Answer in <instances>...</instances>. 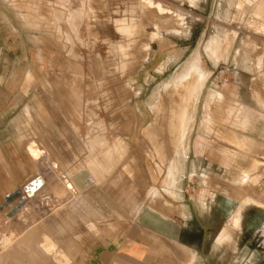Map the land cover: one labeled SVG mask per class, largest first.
<instances>
[{
	"label": "rangeland",
	"instance_id": "obj_1",
	"mask_svg": "<svg viewBox=\"0 0 264 264\" xmlns=\"http://www.w3.org/2000/svg\"><path fill=\"white\" fill-rule=\"evenodd\" d=\"M158 1L172 9L180 8L183 15L175 18L172 15L158 16L154 12H146L138 0H67L65 11L74 14L80 35L88 44L84 47L68 40V35L71 39L74 38L69 17H61L59 8L62 7L57 0H0V37L10 39L8 45H14L11 50L14 57L22 52L15 50L20 45L17 40L20 35L15 34L16 26H20L22 21L18 17L20 10H33L37 16L34 18L35 27H54L64 38L68 49L60 51V58L64 57L67 64L49 67L48 97L44 94L39 98L35 97L34 101L40 105L64 104L73 111L69 115L71 131H67L66 137L63 136L62 139V135L56 130V134L59 133L55 139L58 144L43 145L42 148L37 146L44 153L41 169L23 187V192L19 190L22 195L19 193L16 200L8 202L10 206L20 203L25 206L21 217H27V222L8 220L4 211L0 210V246L4 245V238L9 235L11 241L8 242L15 251L16 259L29 262L26 250L33 247L31 242H22L24 237H20L21 233H29L33 229L35 249L36 240L46 232V225L49 223L55 222L51 231L55 237L58 236L56 223L61 224L63 217L71 221L70 228L73 227L65 230V236L69 239L62 241L70 256L69 264H85L86 255L92 248L101 249L111 242L117 248H125L134 242V234L141 229L136 218L144 204L157 206L166 200L174 201L180 198V190L185 192L186 189L189 193L196 191L197 202L198 192L203 188L207 195V208L203 210L196 204V229L199 226L198 232L196 231V264H264V243L257 239L255 231L259 218L264 217L262 205H257L249 212L242 230H232V240L222 245L216 244L219 234L229 223L231 214L238 205V198L230 193L232 176L222 164L223 154L229 147L225 138L229 126L223 123L221 117L224 114L223 108L229 103L230 125L235 127L236 110L242 104L240 102L248 99L254 101L251 95H254L253 90L258 81H249L252 76L248 75L246 61H254L263 52L257 49L262 42L260 35L264 34V24L260 22L263 18L252 17L244 34L237 37L238 31L232 29L231 25L218 22L214 16L210 17L209 2L199 10H194L192 6L198 7L200 0L195 3L190 0ZM252 2L253 0H242L238 7L250 5L247 9L252 16L257 11L258 16L262 15L264 6L259 11L257 3ZM120 22L128 24V31H124L127 29L125 26L121 27ZM191 27L194 29L192 37ZM119 28L123 30L118 31ZM204 28L207 31L201 45L196 43V49H193L191 44L194 37L197 40ZM249 29L250 32L247 31ZM164 31L169 33L171 42L166 47L160 48L157 44L151 47L148 40L162 39ZM123 35H129L127 48L120 43L124 42ZM215 35L226 36L222 39V46L229 48L227 61L215 63L206 51L207 44ZM197 52L201 56L200 66L209 70L211 75L196 106L193 105L195 108L192 106V109L189 105L193 123L186 135L184 150L176 155L174 132L177 128L171 124L170 111L179 107L176 105L186 95V89L180 86L173 90L169 82L176 73L190 64L193 54ZM5 53L4 50L0 51V56L5 57ZM172 61L177 64L168 66ZM95 80L103 83V87L95 85ZM209 90L215 91L212 98L208 97ZM103 92L108 94L103 96ZM177 95L180 100L175 99ZM204 100L207 109L210 103H214L211 106L214 122L209 124V132L205 131L202 123ZM253 103L255 109L259 110L256 102ZM263 119L257 120L254 127H250L255 138L262 142ZM244 132L247 134V130ZM236 133L235 131L237 140ZM152 135L156 137L153 139L154 143L153 140L151 142ZM199 135L204 138L200 152L196 150L195 144ZM238 147L245 149L239 145ZM92 153L98 157L97 160L93 159ZM258 158L264 163V153L261 152ZM174 162L177 163L179 172L173 184L168 171ZM244 162L247 164L249 160ZM81 164L87 172L86 175L81 172L82 176L79 178L77 171ZM93 165L104 168L101 180L95 179ZM262 171L264 165L259 169V172ZM203 173L207 176L205 181ZM184 176L186 178L182 181ZM35 177L43 180V186L33 192L30 189L34 187L33 180H37ZM242 179L243 175L239 174L233 181L238 183ZM176 184L178 188L175 190ZM247 190L251 196L264 203V196H260L261 192L264 193V178ZM41 191L43 197H37ZM158 192L160 195L152 194ZM210 192L215 193L214 198L209 196ZM2 203L3 195H0V204ZM60 229L63 230L62 227ZM19 242H22L23 247H19ZM153 243L155 247L149 264L188 263L189 249L157 236H154ZM37 252L34 251V259L39 257L40 262L35 264H53L44 260ZM192 258L194 260L195 255Z\"/></svg>",
	"mask_w": 264,
	"mask_h": 264
},
{
	"label": "crops",
	"instance_id": "obj_2",
	"mask_svg": "<svg viewBox=\"0 0 264 264\" xmlns=\"http://www.w3.org/2000/svg\"><path fill=\"white\" fill-rule=\"evenodd\" d=\"M240 1L242 0H200L198 7L192 6V8L194 10H199L203 4L209 2L210 17L214 16L218 22L231 25L232 29L238 31L237 37H239L244 34L245 29L248 28L247 24L252 17H262L263 20L260 22L264 24V12L262 15L258 16L257 11V13L252 16L247 9L250 5L245 4L240 8L238 7ZM66 2L67 0L65 4ZM254 2L257 3V10L260 11L261 6H264V0H253L252 4ZM18 17L22 21L20 26H16L15 34L17 36L20 35V38L17 37L20 45H17V49L15 48V50H21V54L16 53L17 55L14 57L11 51L14 45L11 43L8 45L10 39H6V37L3 39L0 37V51L4 50L6 52L5 57L0 56V195H3V203L0 204V210L4 211V215L6 209L10 206L6 202V196L14 190L22 191L28 181L33 179L41 169V166L37 165L35 160L28 154L27 143L30 140L34 141L35 145L41 148L43 145L58 144V142L55 141L58 134L60 133L62 139H64L63 136L66 137L67 131H71L69 115L73 112L69 110V107H65L64 104L56 106H51L49 104L40 105L39 103L36 104V101H34L35 97L39 98L44 94L46 96V93L49 91L47 89L49 86V67L67 64L64 57L60 58V51L64 52V49H68V45L64 38L60 36V33L56 31L54 27L49 28L48 26H42L41 29L35 27L34 22L36 20L34 18L37 16L33 10H20V12L18 11ZM43 29L44 31H41ZM63 29L65 30V27H63ZM193 30V27H191L190 37L194 34ZM206 31L207 28H204L197 40L196 36L194 39L192 38L193 41L191 46L193 49H196V43L198 46L201 45ZM247 31L250 32V29ZM144 33H148V31H144ZM40 34L43 36H40ZM168 37L169 33L164 31L162 39L156 41L148 40V43L151 47L155 44L160 48L166 47L169 42H171V39ZM260 37L262 42L259 43L260 45L258 44L257 49L263 52H261L258 57L254 58V61L251 59L248 62L246 61L248 65L246 67L248 69V75L250 77L252 76L249 81H258L253 90L254 95H251L252 98L254 97V101L248 99L246 102H240L238 100L248 110L244 117V123L238 127L230 125L229 103L223 108L224 114L221 117L223 123L229 126L228 134L225 136L229 147H227V150L223 154L222 164L226 171L232 176L230 193L238 198V205L232 212L229 223L219 234L216 241L217 246L232 240L233 229L242 230L244 228L245 223L240 222V224L236 222L242 200H250L256 206L262 205L264 208V203H261L251 196L247 190L249 186L256 185L264 178V171L259 172L260 167L264 165V163L258 158L261 152L264 153L262 151L264 150V148H262V146H264V141H258L260 139L255 138L253 131L250 130V127H254L257 120L264 118V38H262L264 34L260 35ZM233 49L234 48H232V50ZM171 64L175 65L177 62L172 61L168 66ZM253 71H256V73H253ZM251 93L252 91H250V94ZM253 102H256L259 110L255 109L256 106ZM213 104V102L210 103L207 109L204 100L202 123L205 126L206 132L211 130L209 124L214 122V117L211 113V106ZM76 111L75 108L74 113H76ZM56 130L59 133L56 134ZM245 130H247V134L244 132ZM235 131L240 132L248 139L246 150H242L238 147ZM262 136L264 139V133ZM202 139L204 138H202L201 135L196 138L197 141L195 144L198 152L202 149ZM246 160H249V162L244 164ZM79 168L80 170L77 169V174L80 178L82 173L85 174V167L81 164ZM194 171L196 172V170ZM239 174L243 175L244 179L235 183L233 179ZM193 176L192 174V177ZM206 177V174L203 173V181H205ZM185 178L184 176L181 180L183 181ZM95 179L101 180V178ZM25 180L27 181L20 187ZM178 183L179 181L177 184ZM177 184L175 190L178 188ZM164 191L170 192L168 190ZM42 192L43 191H41L37 197H43V194H41ZM185 192L180 190V198L174 201L166 200V202L160 203L161 205L152 206L151 204H144L141 212L136 218V222L141 229L134 234L136 235V237L133 238L134 242L129 246L127 245L125 248H117L113 242L109 245H104V248L101 249L92 248L86 255L85 264H149L152 258L151 252L155 247L153 243L154 236L172 240L179 246L189 249L190 254L187 264H196V231L198 232L199 228L198 226L196 229V204L197 206L199 204L203 210L206 209L207 195L206 191L202 188V190L198 192V201L196 202L195 190L193 193H189L188 189H186ZM225 192L228 193V190L225 189ZM152 194L160 195L159 192L158 194ZM208 194L211 198L215 197L214 192ZM260 196H264V193L261 192ZM14 199L16 200V198ZM22 213H24V210L17 216H12L14 219L6 218L8 220H18L19 218V221L26 223L27 217H21ZM259 219L260 221L255 228L256 237L264 243V217H260ZM62 221L65 222L64 225H62ZM62 221L61 224H56L58 225L57 227L63 228V236H65V230H70L71 221H68V223L64 218ZM251 222L253 223V221ZM52 224L53 223H49L46 225L48 227L46 232H51ZM20 237H24V241L22 242H31L33 247H30V250L26 251L29 253L28 261L30 264H34L33 229L29 233H21ZM68 239L69 238L65 236L63 241L65 242ZM8 241L10 242L11 239ZM22 242H19V247H23ZM3 246H0V264H15L16 262V264L29 263L26 260L19 259V261L16 259L14 257L15 251L13 248H10L9 244ZM193 255H195L194 260L192 258Z\"/></svg>",
	"mask_w": 264,
	"mask_h": 264
},
{
	"label": "bare ground",
	"instance_id": "obj_3",
	"mask_svg": "<svg viewBox=\"0 0 264 264\" xmlns=\"http://www.w3.org/2000/svg\"><path fill=\"white\" fill-rule=\"evenodd\" d=\"M65 1L66 0H57V2L61 5L62 8H59V12L61 14V17H66L68 15L69 17V23H70V27H71V32L73 33V37L74 38H70L71 36L68 35V40H71L72 42L77 43L78 45L80 44L81 46L87 47V41L80 35V31L77 28V25L75 23V19H74V15L71 12H67L65 11ZM144 7V10L146 12L150 11V12H154L156 15L158 16H164V15H169L172 17H180L182 14V11L180 8H169L167 6H165L162 2L158 1V0H138ZM191 3H195L198 0H190ZM85 1H83V9H85ZM178 19V18H177ZM175 19V20H177ZM154 23V22H153ZM122 26H125L127 30L124 31H128V24H126L125 22H120L119 23ZM118 24V25H119ZM257 26V23H254ZM157 25V24H156ZM252 25V24H251ZM135 26V25H133ZM259 26V25H258ZM254 28V27H253ZM259 28V27H258ZM154 29V28H153ZM251 29V28H250ZM123 29L119 28L118 31H122ZM261 30V29H260ZM252 31V30H251ZM257 32V31H256ZM260 32V31H259ZM258 32V33H259ZM264 33V32H263ZM129 35L124 36L123 35V39L124 42H120L121 45L124 46V48H127V39ZM226 38L225 35H215L212 37L211 41L207 44L206 46V51L209 54V56L216 62L220 61V60H224L227 61L228 60V53H229V48L227 47H223L222 46V39ZM224 40V39H223ZM227 44V43H226ZM190 64L185 66L180 72L176 73L171 79L169 84L171 85L170 87H173V90L178 89L180 86H184L186 89V95H184V97L181 99L180 103H177L176 106H179L178 108H170L171 109V124L173 125V127L177 128V131H173L175 133V137L172 136L171 138L176 139L175 140V151H176V155H180L181 150H184V141L186 138L187 133L190 130V127L193 123V115H191L189 113V105L192 108V106H196V102L199 98L200 93L203 91L206 81L208 80L209 76L211 75L209 70H206L205 68L200 66V62H201V56L200 53L197 52L195 54H193L192 59L190 60ZM260 62V61H259ZM188 63V62H187ZM186 64V63H185ZM92 71V70H91ZM192 72H194V75L192 74ZM191 74L193 75V77H191ZM85 79V78H84ZM95 85H98L99 87H103V83H99L97 80H95ZM262 86V85H261ZM260 86V87H261ZM182 90V89H181ZM101 91V90H100ZM179 92V91H178ZM175 93V92H174ZM107 92H103L102 95L105 96L107 95ZM176 96V94H175ZM213 96H215V91L214 90H209V98H212ZM172 98V97H171ZM179 99L180 97H177L175 99ZM180 100V99H179ZM178 100V102H179ZM111 101V100H110ZM111 103V102H110ZM192 103V104H191ZM171 104V103H170ZM173 105V104H172ZM193 106V107H194ZM173 107V106H172ZM207 107V106H206ZM239 108L236 110V120H235V127L241 126L242 123H244V117L246 116L247 113V108L243 105L240 104L238 106ZM195 108V107H194ZM192 108V109H194ZM169 109V110H170ZM166 110V109H165ZM164 111V110H163ZM159 112V111H156ZM191 112V111H190ZM207 115V114H206ZM161 116V115H160ZM158 117V116H157ZM206 117V116H205ZM158 119V118H156ZM103 121V120H100ZM155 122V121H154ZM153 123V122H152ZM159 123V122H158ZM160 124V123H159ZM170 125V123H168ZM158 125V124H156ZM232 125V124H231ZM151 127L153 128L152 124ZM171 127V125H170ZM169 127V128H170ZM150 128V127H149ZM172 128V127H171ZM156 129V127H155ZM174 129V128H173ZM150 131V129H147ZM146 130V131H147ZM145 131V133H146ZM154 132V130H152ZM151 131V132H152ZM171 131V132H172ZM152 132V133H153ZM156 132V131H155ZM154 132V133H155ZM172 132V135H174V133ZM237 133V144L243 148H247V138L241 134L240 132L236 131ZM147 133H149L147 131ZM153 133V134H154ZM149 136V134H148ZM148 136H146L148 138ZM150 137H153L150 136ZM155 137V135H154ZM149 138L152 140L156 139L155 138ZM236 138V137H235ZM153 140V143H154ZM172 141H174L173 139H171ZM94 143V142H93ZM156 143V141H155ZM173 143V142H172ZM99 144V143H98ZM173 144V145H174ZM39 147V146H38ZM38 147L35 145L34 141H29L27 143V152L30 155V157L35 160V163L39 166L42 165V159H44V153L42 152L41 149L38 150ZM97 148V147H96ZM160 148V147H159ZM240 148V147H239ZM238 148V149H239ZM102 149V148H101ZM243 149V150H245ZM94 150V149H93ZM97 150V149H96ZM98 151V150H97ZM116 151V150H115ZM94 153V152H93ZM92 153V155H93ZM100 153V152H99ZM106 153V152H105ZM114 153V152H113ZM180 153V154H179ZM183 154V153H182ZM98 155V154H97ZM105 155V154H104ZM108 155V154H107ZM112 155V154H111ZM99 156V155H98ZM101 156V154H100ZM106 157V156H105ZM95 158V160L98 159V157H95V155H93V159ZM102 159V158H101ZM44 161V160H43ZM110 161V160H109ZM107 161V162H109ZM101 166H103L104 164L100 163ZM110 164V162L108 163ZM44 165V164H43ZM105 167V165H104ZM110 167V166H109ZM106 169V168H105ZM104 168H99L96 165H93V172L95 173V178H101V176L104 177L103 175V171ZM108 170V169H106ZM43 171V170H42ZM113 171V170H112ZM85 174L87 172V170H84ZM179 172V167L177 165L176 162H174L172 165H170L169 167V171L168 173L170 174L171 180L174 184V182L176 181V177L177 174ZM109 173V172H108ZM37 178V177H35ZM102 179V178H101ZM34 182V183H33ZM33 182L31 181V184H34V187H31V191H37L39 190V188H41L43 186V180L40 178H37V180H33ZM26 186V185H25ZM28 186V185H27ZM33 191V192H34ZM113 191V190H111ZM19 190H14L9 196L6 197V202H11L14 198H16L17 194H19ZM32 193V192H31ZM21 194V193H20ZM27 194V193H26ZM25 194V196H26ZM30 194V193H28ZM112 194V192H111ZM22 195V194H21ZM122 196V193H121ZM30 198V197H29ZM120 198V197H119ZM23 199V198H22ZM20 199V200H22ZM125 200V198H124ZM20 202V201H19ZM13 203V202H12ZM18 203V202H17ZM9 206V205H8ZM256 207V205L251 202L250 200H243L240 206V210L238 212V217L236 219V222H243L245 223L248 219V214L250 211L254 210ZM25 209V206L20 203L19 205H12L10 207H8L5 211V215L8 219H14V215H18L20 214L23 210ZM70 209V208H69ZM4 210V209H3ZM70 212V211H69ZM49 213V212H48ZM77 213V212H76ZM75 213V214H76ZM72 214V213H71ZM79 214V213H78ZM77 214V215H78ZM58 215V214H57ZM73 215V214H72ZM80 215V214H79ZM13 216V217H12ZM15 216V217H16ZM81 217V216H80ZM58 218V217H57ZM72 218V217H70ZM82 218V217H81ZM56 219V217H55ZM63 219V217H62ZM65 219V218H64ZM19 220V218H18ZM66 220V219H65ZM71 220V219H70ZM68 222V221H67ZM11 223V222H10ZM65 222L62 221V225H64ZM69 223V222H68ZM74 223V222H73ZM54 224V223H53ZM241 224V223H240ZM73 228V227H72ZM70 228V230L72 229ZM63 229V228H62ZM7 230V228L5 229ZM10 230V229H9ZM5 232V231H4ZM10 232V231H9ZM8 234V232H6ZM57 234L58 236L55 237L54 233L51 232H45L42 233L39 238L36 240L37 242L35 243L36 248L34 249V251H38L40 253V255H42V257L44 258V260L50 261L53 264H69L70 262V256L67 254V249L65 250L64 246L62 245V241H63V230L60 229V227H57ZM14 235V234H13ZM9 236V235H8ZM5 237L4 239V246L8 245L9 242L8 240L11 239V237ZM3 244V243H2ZM3 246V245H2ZM3 246V247H4ZM9 250V249H8ZM7 251V250H6ZM37 252V253H38ZM190 254V253H189ZM35 256V255H34ZM12 258V257H11ZM195 259V258H194ZM43 260V259H41ZM16 261V260H15ZM20 261V260H19ZM35 262H40L39 257L34 259V264ZM49 262V263H50ZM17 263V262H16ZM15 263V264H16ZM28 264V263H27Z\"/></svg>",
	"mask_w": 264,
	"mask_h": 264
}]
</instances>
